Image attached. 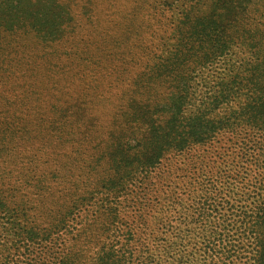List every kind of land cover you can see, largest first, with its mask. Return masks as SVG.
Listing matches in <instances>:
<instances>
[{"label":"trees","instance_id":"obj_1","mask_svg":"<svg viewBox=\"0 0 264 264\" xmlns=\"http://www.w3.org/2000/svg\"><path fill=\"white\" fill-rule=\"evenodd\" d=\"M31 37L41 53H28ZM229 55L209 102L185 116L198 72ZM151 82L165 91L140 96ZM221 132L235 159L264 153V0H0V264L33 236L50 243L40 264L164 262L185 231L149 200L164 192L155 171ZM261 190L239 227L255 243L249 264H264ZM208 235L210 264H232L229 235Z\"/></svg>","mask_w":264,"mask_h":264},{"label":"rangeland","instance_id":"obj_2","mask_svg":"<svg viewBox=\"0 0 264 264\" xmlns=\"http://www.w3.org/2000/svg\"><path fill=\"white\" fill-rule=\"evenodd\" d=\"M162 1L170 4L173 0ZM142 15L146 16V13H142ZM107 18L108 16L102 17L103 24ZM165 24V18H162L160 23H156L155 19L148 21L149 31L145 34V43L143 44L145 49H147V37L154 34L156 39H153L151 43L154 42L155 45L158 35H162L163 29H166ZM163 35L165 36L164 33ZM23 42L27 45L28 53L42 52L43 42L40 39L31 37ZM231 57L226 56L202 72H198L194 85L195 93L192 94V99L187 104L185 116L194 115L198 112L197 109L209 102L207 96L212 97L216 78L225 73V67L229 66ZM130 70L131 74L128 79L142 71L141 67L134 72H132V68ZM164 91V88L151 82L144 89H140L139 94L140 96L148 93L157 95ZM107 110L106 107L102 108L104 116H106ZM100 129L99 131H101ZM247 135L256 141L260 139L259 134L252 130ZM228 138H231L230 133L221 132L208 144L193 149L185 155L169 158V161H164L156 169V176L158 174L161 179L156 178L153 187L162 185L160 188L164 192L162 194L152 192L149 194V200H153L151 202L154 204L155 201H159L166 205L170 222L175 225L177 231H185V241L177 240V244H175L174 240H169L172 247L166 255L161 257L164 262H160V264H210L208 255L203 253V242L209 237L210 231L220 229L224 234L229 235L228 241L233 243V249L239 253L232 264H249L247 260L252 256V252L247 251L251 250L255 243L247 232L239 233V227L245 219L244 216H241L242 213H247L249 219V214L255 212L256 205L259 203L261 188L264 186V153H262L261 146H255V149L249 147L248 158H244L246 161L240 160L239 157L235 159L234 151L237 149L234 147L233 141L228 142ZM252 157H256L257 162L249 159ZM236 169L239 174H235ZM167 175L168 178L165 177ZM52 188L57 189L53 186ZM164 195H168L166 200H164ZM80 214L84 213L80 212ZM143 215L148 218L147 210ZM1 216H3L2 213H0ZM65 220L67 224L75 225L80 217L68 216ZM49 244L42 240L39 242L33 236L32 240L26 241V244L22 243L23 248L15 256L16 264H30L33 261H35L33 264L42 263L38 260H46ZM211 263L213 264L214 261ZM216 264H222V262L216 261Z\"/></svg>","mask_w":264,"mask_h":264}]
</instances>
